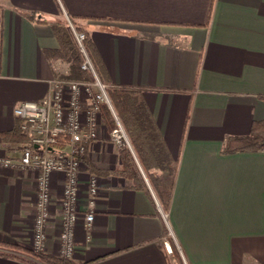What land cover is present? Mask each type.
Masks as SVG:
<instances>
[{"label":"crops","instance_id":"1","mask_svg":"<svg viewBox=\"0 0 264 264\" xmlns=\"http://www.w3.org/2000/svg\"><path fill=\"white\" fill-rule=\"evenodd\" d=\"M0 17V133L19 132L0 136V155L19 158L27 142L15 108L41 102L52 78L74 79L55 54L54 26L71 18L106 83L134 91L150 118L137 136L146 168L130 141L144 181L132 178V163L123 170L124 149L111 142L105 118L87 144L73 262L264 264V152H224L264 120V0H0ZM174 163L166 221L143 167L166 177ZM90 174L100 193L86 226ZM63 184L52 176L53 256ZM36 191L37 173L0 167V243L29 248ZM7 253L16 257L0 255V264H30L23 252Z\"/></svg>","mask_w":264,"mask_h":264},{"label":"built area","instance_id":"2","mask_svg":"<svg viewBox=\"0 0 264 264\" xmlns=\"http://www.w3.org/2000/svg\"><path fill=\"white\" fill-rule=\"evenodd\" d=\"M76 42L83 57L81 69L90 79L55 77L48 81V95L41 102H24L14 110L21 121L20 131L27 138L19 158L0 155V167L37 173V191L32 226L31 251L46 254V229L53 204L52 176L63 178L61 208L60 246L57 257L73 261L77 251L76 234L81 211V197L87 144L100 136L108 111L114 121L109 137L119 149H132L127 132L114 110L108 90L110 85L99 78L94 64L85 48L86 34L76 32ZM2 21L0 17V28ZM100 193V180L90 174L87 179L89 209L86 226L94 221L96 199ZM161 210V208L159 207ZM167 221L168 214L161 210ZM165 247L172 253L169 241Z\"/></svg>","mask_w":264,"mask_h":264},{"label":"trees","instance_id":"3","mask_svg":"<svg viewBox=\"0 0 264 264\" xmlns=\"http://www.w3.org/2000/svg\"><path fill=\"white\" fill-rule=\"evenodd\" d=\"M72 22V18L70 19ZM55 32L58 35V38L61 43V48L58 51H55V54L59 56L61 59L70 63L71 66V77L74 79H90L91 76L89 73L84 72L81 69V65L83 63V57L79 52L78 45L75 38V33L72 27L69 24V21L66 23H57L55 26ZM76 32H79L77 28H74ZM86 34V33H85ZM85 48L94 64V67L97 71V74L101 81L106 83V80L103 76L102 69L100 65L96 62L94 58L91 41L86 35ZM107 84V83H106ZM109 97L112 101L114 110L118 114L121 119V122L127 132V135L133 145L135 153L138 155L140 150L138 148V137L140 133V126L147 123L150 120L147 110L144 108V104L142 101L135 96L134 91H130L124 88L118 87H110L108 90ZM104 117L107 121L109 128L112 130L115 126L114 121L108 111H104ZM144 125V126H145ZM19 132H4L0 133V136L3 139H8L11 137L18 136ZM20 136L26 138L24 134L20 132ZM27 141V139H26ZM239 151H248V152H264V120L254 122L251 126L250 134L245 137L239 138H231L227 141L224 152L225 153H233ZM122 163L123 170L126 171L125 165L126 162H130L134 165L133 168V177L135 180L144 181L139 168H137V164L135 163L134 156L129 148L123 150ZM138 159L143 166L144 160ZM145 168H146V164ZM143 167L145 171L146 177L153 185L155 189V193L160 201V204L166 214H168L170 201L173 194L176 174H177V165L174 163L172 166H169L167 169L168 174L166 177H154L153 175H149L146 169ZM99 172V171H95ZM20 251L25 254L27 257H19L22 260H26L30 264H76L73 261H64L63 259L49 255V254H34L33 251L24 249L21 247H17L14 245L0 243V255L2 256H12L7 253V251ZM18 258V257H17Z\"/></svg>","mask_w":264,"mask_h":264},{"label":"rangeland","instance_id":"4","mask_svg":"<svg viewBox=\"0 0 264 264\" xmlns=\"http://www.w3.org/2000/svg\"><path fill=\"white\" fill-rule=\"evenodd\" d=\"M104 114V113H103ZM103 117H104V115H103ZM105 118V117H104ZM126 149V148H125ZM170 234H172V233H170ZM32 235V234H31ZM31 243H32V239H31ZM31 243H30V245H29V248H28V250H31Z\"/></svg>","mask_w":264,"mask_h":264}]
</instances>
